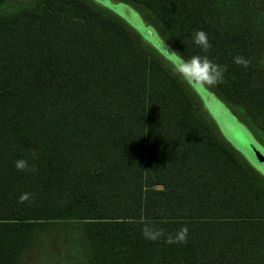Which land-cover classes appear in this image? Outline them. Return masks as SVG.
<instances>
[{"label":"trees","instance_id":"obj_1","mask_svg":"<svg viewBox=\"0 0 264 264\" xmlns=\"http://www.w3.org/2000/svg\"><path fill=\"white\" fill-rule=\"evenodd\" d=\"M94 1L0 12V264L54 237H83L85 264H264V176L168 62ZM118 1L185 58L227 65L206 89L264 151V0ZM197 30L207 53L190 43ZM153 232L155 250L134 235Z\"/></svg>","mask_w":264,"mask_h":264},{"label":"rangeland","instance_id":"obj_2","mask_svg":"<svg viewBox=\"0 0 264 264\" xmlns=\"http://www.w3.org/2000/svg\"><path fill=\"white\" fill-rule=\"evenodd\" d=\"M32 0H8L0 7V12L15 7L30 5ZM93 1V0H92ZM109 13L121 18L131 29L138 33L156 53L166 61L167 52L163 47V42L156 34L155 30L146 24L140 13L131 5H126L118 0H95ZM94 1V2H95ZM168 62V61H167ZM217 127L219 134L260 174L264 176V151L261 146L254 141L249 130L235 119L230 110L226 108L216 97L209 94L206 88L195 91ZM222 104V105H220ZM55 235V234H54ZM139 237H148L150 247L155 250L158 245V233H137ZM38 261V260H36ZM35 264V262H34ZM150 264H155L154 261Z\"/></svg>","mask_w":264,"mask_h":264},{"label":"clouds","instance_id":"obj_3","mask_svg":"<svg viewBox=\"0 0 264 264\" xmlns=\"http://www.w3.org/2000/svg\"><path fill=\"white\" fill-rule=\"evenodd\" d=\"M190 43L200 48L204 53H207L212 47L207 33L203 30L193 32ZM163 47L167 52L166 59L171 74L193 91L202 88L212 89L225 82L227 65L214 62L208 55H192L190 58H185L179 52L172 50L166 43L163 44ZM233 63L248 68L251 61L238 54L233 58ZM15 167L20 172L36 173L38 171L35 164L30 165L25 159L15 161ZM30 199L31 194L28 192L22 193L18 198L20 203L28 202ZM183 231L186 233L187 229L185 228Z\"/></svg>","mask_w":264,"mask_h":264},{"label":"crops","instance_id":"obj_4","mask_svg":"<svg viewBox=\"0 0 264 264\" xmlns=\"http://www.w3.org/2000/svg\"><path fill=\"white\" fill-rule=\"evenodd\" d=\"M84 240L83 237H54L42 249L44 253L32 252L22 264H85L89 249Z\"/></svg>","mask_w":264,"mask_h":264}]
</instances>
